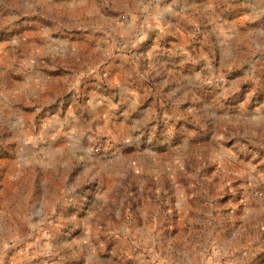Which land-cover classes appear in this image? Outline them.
<instances>
[{
	"label": "rangeland",
	"instance_id": "1",
	"mask_svg": "<svg viewBox=\"0 0 264 264\" xmlns=\"http://www.w3.org/2000/svg\"><path fill=\"white\" fill-rule=\"evenodd\" d=\"M0 264H264V0H0Z\"/></svg>",
	"mask_w": 264,
	"mask_h": 264
},
{
	"label": "crops",
	"instance_id": "2",
	"mask_svg": "<svg viewBox=\"0 0 264 264\" xmlns=\"http://www.w3.org/2000/svg\"><path fill=\"white\" fill-rule=\"evenodd\" d=\"M28 148L30 149V151L24 152L25 154H28V153L31 152V151L34 152V150L36 149V148L34 149V148H32V147H28ZM36 151H37V149H36Z\"/></svg>",
	"mask_w": 264,
	"mask_h": 264
}]
</instances>
